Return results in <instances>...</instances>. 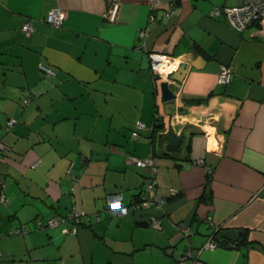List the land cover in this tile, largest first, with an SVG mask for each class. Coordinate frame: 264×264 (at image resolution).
I'll return each mask as SVG.
<instances>
[{"label":"crops","instance_id":"1","mask_svg":"<svg viewBox=\"0 0 264 264\" xmlns=\"http://www.w3.org/2000/svg\"><path fill=\"white\" fill-rule=\"evenodd\" d=\"M160 1L148 23L149 0H0V264H176L217 227L241 233L183 264H264V22L237 31L210 15L241 0ZM113 2L109 22L103 12ZM52 8L60 28L45 22ZM148 52L180 59L173 99L162 101ZM223 64L232 68L227 85L217 82ZM206 114L212 119L200 120ZM137 120L145 126L136 129ZM170 128L184 138L167 150ZM150 153L165 202L139 212L130 203L148 170L128 155ZM114 192L126 214L106 208ZM71 206L86 214L75 234L61 224L35 229ZM154 211L159 229L145 222ZM184 221L189 242L175 235Z\"/></svg>","mask_w":264,"mask_h":264},{"label":"built area","instance_id":"2","mask_svg":"<svg viewBox=\"0 0 264 264\" xmlns=\"http://www.w3.org/2000/svg\"><path fill=\"white\" fill-rule=\"evenodd\" d=\"M150 2V14L148 17V23H152L155 20V10L161 5L160 0H149ZM170 7L165 11L166 17H169L176 7L174 2L170 3ZM119 10V3L113 2L110 7L103 12V17L109 22H115ZM210 15H224L229 25L237 31H242L250 25L257 22H264V0H241L239 4L234 6H214L210 10ZM45 22L54 28H60L63 24V15L59 8H52L46 15ZM20 29L25 33L33 31V20L27 18L21 24ZM149 30V26H146L140 30V35L145 36ZM148 66L152 73L161 78L162 80L172 81L170 75L176 71L180 66V59L178 57H172L163 53L148 52L146 55ZM38 68L44 76H55V70L43 63L38 64ZM232 78V68L229 64L221 65L217 74V82L223 85L230 83ZM16 122L15 118H11L7 122V127L10 128ZM145 125L142 121L137 120L135 122V128L140 129ZM131 131L132 138H138L137 130ZM6 149L4 143L0 140V153ZM128 157L132 162L140 167H144L148 170L149 174L144 178L143 186L140 193L131 200V207L134 210L145 212L148 208L153 207L154 210L161 211L165 202L164 197L158 196L155 193L157 184L156 179V162L153 154H148L146 157H137L129 154ZM200 163L203 160H198ZM211 174V171H208ZM4 185V180L0 179V186ZM174 193V191H173ZM106 202V208L114 213L123 215L128 212V206L122 201V195L120 192H114L108 195ZM0 200H4V195H1ZM155 212V211H154ZM85 216L83 211L71 206L66 213V216H52L45 220L38 219L35 221V229L53 228L58 224L64 225L62 231L66 234H75L79 228V222ZM145 220L148 221L152 228L159 229L161 227L159 213H151L145 216ZM69 222V223H67ZM220 229L216 228L215 230ZM214 230V231H215ZM15 233L25 232L24 226L14 230ZM192 234V229L188 222L184 221L176 226V237L189 242V237ZM221 244V241L215 236V232L211 233L198 249H193L189 244L186 246L182 255L178 258L176 264H183L186 259H192L198 256L203 249H214ZM1 258V252H0Z\"/></svg>","mask_w":264,"mask_h":264},{"label":"water","instance_id":"3","mask_svg":"<svg viewBox=\"0 0 264 264\" xmlns=\"http://www.w3.org/2000/svg\"><path fill=\"white\" fill-rule=\"evenodd\" d=\"M176 72L171 74V76H170L171 79H179L178 73L179 74L181 73L180 68ZM168 83L169 82L167 80H164V79L160 82L162 101H167V100L173 99L175 97V95H174L173 91L170 89ZM212 117H213V114H206V115L201 116L200 120L206 121L208 119H212ZM214 124H217V123H214ZM183 138H184L183 133L177 134L175 131L172 130V128H170L166 133H163V139L166 142L165 148L167 150L179 148L182 144ZM214 232L217 233L216 237L220 241L221 240H229L231 242L237 241L239 234L241 233L236 228L217 229ZM192 234H193V231H192ZM191 235H190V237H191ZM190 237H189V239H190ZM181 240H183V239H181Z\"/></svg>","mask_w":264,"mask_h":264},{"label":"trees","instance_id":"4","mask_svg":"<svg viewBox=\"0 0 264 264\" xmlns=\"http://www.w3.org/2000/svg\"><path fill=\"white\" fill-rule=\"evenodd\" d=\"M132 137V136H131ZM134 139V138H133ZM136 139V138H135ZM148 174H149V172H148ZM148 174H146L145 176H144V178L145 177H147L148 176ZM210 177H211V174L210 173H207V175H206V183H208L209 182V180H210ZM0 179H2L3 180V178L2 177H0ZM143 185V184H142ZM142 187V186H141ZM140 187V189L137 191V193L135 194V196L133 197V198H135L139 193H140V191H141V188ZM130 205H131V203H130ZM69 210V208L66 210V212L65 213H63V214H60V215H58V217H61V216H66V213H67V211ZM85 216H86V214H85ZM85 216L81 219V221L79 222V228H80V226H82L83 225V223H84V220H85ZM145 222L148 224V222L145 220ZM67 223H69V222H67ZM61 225H67V224H61ZM190 225V224H189ZM20 227V226H19ZM78 228V229H79ZM24 229H25V232H23V233H20V234H24V233H26V231H27V229L24 227ZM43 229H47V228H43ZM216 232H215V236H216ZM192 247V246H191ZM193 248V247H192ZM193 249H198V248H193ZM1 259V258H0Z\"/></svg>","mask_w":264,"mask_h":264},{"label":"rangeland","instance_id":"5","mask_svg":"<svg viewBox=\"0 0 264 264\" xmlns=\"http://www.w3.org/2000/svg\"><path fill=\"white\" fill-rule=\"evenodd\" d=\"M208 128V127H207Z\"/></svg>","mask_w":264,"mask_h":264}]
</instances>
